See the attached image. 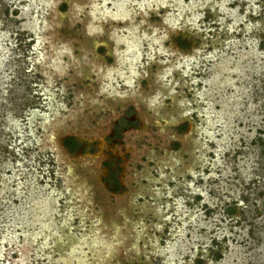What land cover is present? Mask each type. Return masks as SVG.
Here are the masks:
<instances>
[{"label": "rangeland", "instance_id": "374dc122", "mask_svg": "<svg viewBox=\"0 0 264 264\" xmlns=\"http://www.w3.org/2000/svg\"><path fill=\"white\" fill-rule=\"evenodd\" d=\"M108 1L0 0V264H264V0ZM130 22L141 78L104 88L143 100L165 86L159 106L89 113L97 83L79 68L113 66L100 46L121 55ZM176 104L189 133L158 123ZM112 224L125 240L105 252Z\"/></svg>", "mask_w": 264, "mask_h": 264}, {"label": "bare ground", "instance_id": "6f19581e", "mask_svg": "<svg viewBox=\"0 0 264 264\" xmlns=\"http://www.w3.org/2000/svg\"><path fill=\"white\" fill-rule=\"evenodd\" d=\"M39 1L41 3L48 4L50 6L52 4H55V2L58 0H39ZM103 1H104V4L109 3L108 0H103ZM114 4H117V3H114ZM117 10H120V9L117 8ZM116 16H118L120 18L123 17V18H121V19L117 18V19L113 20L115 22H122L124 20H128L127 18H125L124 15L122 16V14L119 12H117ZM173 24H178V22L175 21V22H173ZM89 31L92 32L91 29H89ZM122 31H123V33H125V35H127V39H128L124 43L125 49H124L123 53L121 52L122 54L117 56L111 47H109V50H108V54L110 55V57L114 58V60H115V64H113V66H103V64L102 65L100 64L101 60L99 58H97V59H94L95 60L94 65L97 68L92 69V70L88 69V71L83 69V65H81L82 68H79V71L81 73V77L93 76L96 83H97V84L95 83L96 86L93 88V92L95 93L96 98L99 97L100 99H99V102L98 101L94 102L95 100H93V101H89L88 105H85V106L89 107V109H88L89 113L92 110L93 114L94 113L99 114V112L107 111L108 107L115 109L116 105L124 107L127 104H130L132 102L141 105L143 110H146L149 112H154L155 108H158V106H159V102L157 100V97H158V94H161L163 91H165V89H164V88H166L165 86H163V88L160 87L159 90H157V92L155 94L156 96L155 95L154 96H144V97H142V98H144L143 100L139 99L137 96H135L133 94L132 95H123V97H120L118 93L117 94L114 92L111 93L112 91L108 92V90H106L104 88V81L109 82V81L117 80V81H120L124 87L130 88V90H133V88L136 86V81L139 78H141L139 73L137 72L138 69H140V67L142 66L141 60L144 57V55L141 52H139V50H140V48H139V46H140V43H139L140 35L136 32V27H135V24L133 22H130L128 27L126 29L124 28ZM85 33L87 34L88 32H85ZM95 33H97V32H95ZM103 37L104 36L101 35L102 39H103ZM108 38L105 40L103 39V41L106 42V40H108ZM123 38H124V36H123ZM38 39H39V37L37 36V40ZM114 39H115V43L122 42L121 37L117 38L118 41H116L117 40L116 38H114ZM93 42L94 43H92V45H91V42L89 44V45H91V47L88 48L90 51L91 50L94 51V49H95L96 41H93ZM38 46H40L39 40H38ZM59 50H57L56 53L54 54L58 59H59V57H63V56L64 57H66V56L70 57V55L68 54L69 51H68L67 47L65 48V46H62V48H60ZM149 57L150 56L148 55V57L146 58L147 61L151 60ZM81 60H86V59L81 58ZM91 62H93V61L92 60L87 61V63H89V64ZM82 63L84 64L85 62H82ZM54 65H55V63H53V68H52L53 71L58 75L62 74V72H61L62 70H58L56 68V66H54ZM85 65H86V63L84 64V67H85ZM163 74H164L163 76H166L167 78L169 76H171L170 70H165L163 72ZM153 87H154L153 84H151V82H150L149 88L151 89ZM174 106H175V109L177 110V112L180 116H182V117L187 116V112L182 106H179L177 104ZM47 124H50V121L49 122L44 121V123L41 124L39 129H41L43 131H47V129H46ZM48 140H49L48 142L52 144L53 139L52 140L48 139ZM177 164H179V163H177ZM79 187H80V191H82L84 194H89L91 192V189L89 190V188L87 187L86 184H81ZM77 190H79V188ZM87 196H89V195H87ZM37 204L40 206L39 208H41L42 205L40 204V202ZM38 211L41 212V210H38ZM110 228H111L110 233L107 234L104 238L105 240L102 241V243H103L102 246L104 247L103 249H105V252H108L109 248L113 249V247L115 245L114 241L115 242L118 241L119 242L118 244H120V243H122V241L125 240L124 237L119 236L118 228H117L116 224L110 225ZM97 233L98 232L95 233V236L97 235ZM134 237H135V239H139L140 235L135 233Z\"/></svg>", "mask_w": 264, "mask_h": 264}, {"label": "flooded vegetation", "instance_id": "af4514ba", "mask_svg": "<svg viewBox=\"0 0 264 264\" xmlns=\"http://www.w3.org/2000/svg\"><path fill=\"white\" fill-rule=\"evenodd\" d=\"M100 48H104V51L105 52L107 51V53H108L109 49L107 50L104 47V44H102L100 46ZM170 99H171L170 97L167 98L168 101ZM126 106L127 107H125V106L122 107L124 112L128 111L130 108H133V110L135 111L134 114H133L134 118H130L131 121L133 119L136 120L137 119L136 115H138V116L141 115L142 114L141 112H143V113L149 112V111L143 110L141 105H139L137 103H133L132 102L130 104H127ZM149 113H152V112H149ZM181 117L182 116H180V115L178 116V114L175 113L174 114V119H170L171 120L170 123L168 121L162 119V118H158V123H162V124L164 123V124H168V125L175 124V126L178 129L181 128L182 125H184V126H186V128H183V129L181 128L182 129L181 134L185 133V132L189 133L188 131H190V128H191L192 124L188 120H185L186 119L185 116L182 117V118ZM122 118H124V117H122ZM116 123L117 122H115V124ZM191 131H192V129H191ZM105 141H107V140H105ZM175 145H176V148L174 150L178 151L179 142L177 140L175 141ZM64 147L66 149L72 150L76 154H79L81 152L82 148L85 147V144H82V142L80 140L76 139V138H67V139L64 140ZM99 151H100L99 152L100 154H102V155L104 154V152L101 151V147H100ZM104 163H105V165H107V174H105L102 177V180H101L102 182L101 183L106 189H109L111 192L115 193L117 191V189L119 188L120 184H121L120 183V178L117 177V173L114 170V169H116V167L114 166V164L109 165L107 163V161L106 160L104 161V159H103L101 161V164L104 165Z\"/></svg>", "mask_w": 264, "mask_h": 264}]
</instances>
